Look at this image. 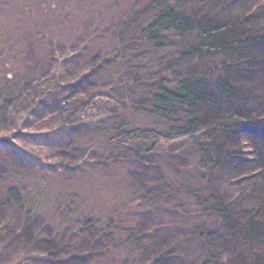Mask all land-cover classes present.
I'll list each match as a JSON object with an SVG mask.
<instances>
[{
    "label": "trees",
    "instance_id": "obj_1",
    "mask_svg": "<svg viewBox=\"0 0 264 264\" xmlns=\"http://www.w3.org/2000/svg\"><path fill=\"white\" fill-rule=\"evenodd\" d=\"M73 223L86 245L54 249ZM10 248L8 264H264V0H0Z\"/></svg>",
    "mask_w": 264,
    "mask_h": 264
},
{
    "label": "rangeland",
    "instance_id": "obj_2",
    "mask_svg": "<svg viewBox=\"0 0 264 264\" xmlns=\"http://www.w3.org/2000/svg\"><path fill=\"white\" fill-rule=\"evenodd\" d=\"M99 25H101V24H99ZM94 34H95V30L94 31H91V30L87 31L88 37H90ZM80 43H81V38L77 39V41L74 45H79ZM65 47H66V45H63V48H61V47H60L61 49L58 48L59 53L65 54L66 52L63 51V50H65L64 49ZM73 48H77V47H73ZM66 49L71 50L72 48H66ZM145 121H146V119L140 118L138 120V122L137 121L136 122L138 125H140L141 123H144ZM37 134H39V131L37 132ZM33 138H34V140L37 139L39 142H40V140L45 142V139H46L45 136H40L39 138H35V137H33ZM37 145H36V149H37ZM45 148H47L45 145L44 146L41 145L40 151L38 153H42V154L46 155V153H48L49 151H48V149H45ZM82 152H83V150L76 152L71 158V159H73L71 162V165L76 168L75 170L80 168V169H78L79 172L85 171V169L79 165V161H78L79 158L83 157ZM39 160L43 163H44V161L47 162L46 160H43L42 158H39ZM95 160H96V156H94L93 162ZM57 161L58 160H49L47 163H49V164L53 163L54 164V163H57ZM112 161H113V163L106 164L103 167V171H102V168L98 169L97 165H95V169L101 170L104 173V180H105L106 186L108 188V192L111 191L112 193L113 192L116 193L122 187V182L116 181V179H115L116 173L121 172L120 170H121L122 162L120 159H117L116 157H114ZM43 163L41 164L42 166L45 165ZM58 169H60V168H58ZM66 172H68V171H66ZM63 173H65V171H63ZM63 173L61 170H59V171L53 173L52 176H61V175L66 176L67 175V174H63ZM69 174L74 175L75 173H69ZM102 208H103V205H100L99 207L96 206L95 212H100L102 210ZM154 221H155V223H162L163 224V215H160V214L155 215ZM76 224L77 223H73L71 225V228L68 227L67 229L57 230V231L53 232L52 239H53L54 249L57 248L59 251L62 250L64 253H67V251H65V249L68 248V250H69V247H71L72 245H75L78 249H80L81 247H84L86 245V242L88 241V237L85 235L84 230H81V223L78 226ZM41 225H42V223L40 222L39 226L41 227ZM90 232L92 233V231H90ZM35 233H37V232H35ZM71 233H74L76 235L71 236L70 235ZM162 235H163V238H165V237H167L165 235H168V233L164 232ZM113 250L114 249L110 250V248H108L106 251H113ZM5 253H6L5 255L0 253V264H8L10 261H12L15 258V251L13 248H10L8 250V252H5ZM45 258L46 257H43L40 259L37 252H32V254L30 255V259L28 261H26L25 264H49V261H47ZM38 259H40V262L36 261ZM48 259H51V262H52V259H54V258L49 257ZM59 259H61V258L59 257ZM58 264H62V263L58 262Z\"/></svg>",
    "mask_w": 264,
    "mask_h": 264
}]
</instances>
